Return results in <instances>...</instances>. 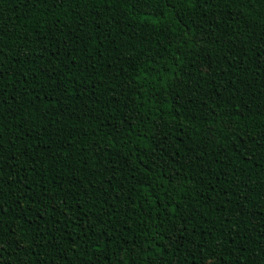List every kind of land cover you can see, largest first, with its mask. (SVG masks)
<instances>
[{
  "label": "trees",
  "instance_id": "obj_1",
  "mask_svg": "<svg viewBox=\"0 0 264 264\" xmlns=\"http://www.w3.org/2000/svg\"><path fill=\"white\" fill-rule=\"evenodd\" d=\"M0 264H264V0H0Z\"/></svg>",
  "mask_w": 264,
  "mask_h": 264
}]
</instances>
